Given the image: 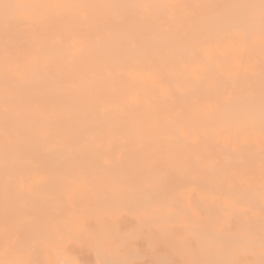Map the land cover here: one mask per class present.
Returning <instances> with one entry per match:
<instances>
[{
  "label": "bare ground",
  "instance_id": "bare-ground-1",
  "mask_svg": "<svg viewBox=\"0 0 264 264\" xmlns=\"http://www.w3.org/2000/svg\"><path fill=\"white\" fill-rule=\"evenodd\" d=\"M25 235L46 264H264V0H0V236Z\"/></svg>",
  "mask_w": 264,
  "mask_h": 264
},
{
  "label": "rangeland",
  "instance_id": "rangeland-1",
  "mask_svg": "<svg viewBox=\"0 0 264 264\" xmlns=\"http://www.w3.org/2000/svg\"><path fill=\"white\" fill-rule=\"evenodd\" d=\"M0 246H5L7 253L9 254L12 251L20 249L22 247L26 248L28 251L27 252L28 259H30L31 261H34V263L35 262L38 263L37 261H39L41 264L47 263L46 262V255H47L46 252L41 249H38V247L35 245V242L32 241L27 235L21 236V237L15 236L13 238H10L9 240H6L5 238H2L0 236ZM65 250L68 253L69 257L73 259L77 264H101V263L106 264L108 263V261L106 260L100 261L99 259L95 257V254L92 251L87 250L86 248L81 247V246L68 244L66 245ZM8 261H9L8 259L0 260V264H13L12 262L8 263ZM148 262H151L152 264H168L166 262L157 261L155 258L153 257L151 258V256H141L138 259L131 260L132 264H146ZM108 264H112V263H108Z\"/></svg>",
  "mask_w": 264,
  "mask_h": 264
}]
</instances>
